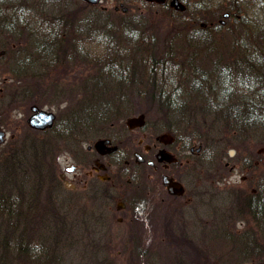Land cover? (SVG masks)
<instances>
[{"label":"rangeland","instance_id":"1","mask_svg":"<svg viewBox=\"0 0 264 264\" xmlns=\"http://www.w3.org/2000/svg\"><path fill=\"white\" fill-rule=\"evenodd\" d=\"M23 1L29 2L28 4L35 2V0ZM43 1L46 2L43 4L41 3ZM169 1L164 0L162 4L157 0H101L93 4L85 0H36L41 4L32 3L36 6L35 9H39L38 5H42L44 15L48 16L51 12L55 22L58 21L57 15L67 19L72 13L82 19L90 13L99 17L96 23L100 30L102 26L108 27L110 23L113 24L114 31H110L113 32L112 35L108 31L102 32L105 36L109 34V37H106L107 42L106 38L101 37L103 34H99L101 31L91 32L93 34L90 35L88 33V37L82 38L85 52L90 53V57L97 61L94 64L89 60L80 61L82 59L76 56H67L65 60L60 57L53 60L54 56L49 55L51 52L47 54L45 50V56L42 57L50 60V69L46 67L45 70H39L38 64L32 57L30 61L34 63H30L27 66L28 69L20 72L19 77L21 78H17L9 69V71H0V109L4 102L7 103L10 100L18 102L25 97L27 100L26 93L29 90L32 91L33 97L36 96L35 87L38 84L41 90H38L39 100L32 98L27 101L36 104L37 102L43 103L47 109L58 110L59 118H63V111L67 110V135L61 132V134L52 135L54 137L51 139L53 152L51 151V158H49V174L44 180L40 176L38 178L39 181L43 180L42 189L44 192H49L48 198H58L56 206L66 215L67 231L64 238L66 243H63L66 247L58 248L54 252L63 251L67 254H64L61 260L58 259L57 264H94L96 262L102 264L104 256H108L105 243L118 249L114 256L116 251L111 248L114 257L108 261L109 264H236V261L262 260L256 246L264 242V236L262 233L259 236V229L249 231L250 223L255 224L253 216L247 213L244 216L242 212L239 216L235 213V210L241 207L237 205L233 194L238 191V188L247 186V182L241 180V175L247 169V164H252L254 159L262 163L260 167L264 172V152L256 154L259 147H264V109L262 108L264 94L260 93L264 89V68L262 66L264 64V0H180L186 5V12L183 13L171 8ZM50 6L53 7V11L49 9ZM229 10L235 12L240 10L236 15H242L241 19L245 22V29H248L247 34L236 31L235 23L229 20L231 16L228 19ZM224 13L227 15L224 16ZM106 14L109 17H106ZM136 14L145 17V21H141L140 25L143 28L142 31H121V23L126 20L132 22L130 25L132 28L139 25ZM29 15H32L31 11ZM217 23L226 24V26L217 27ZM202 24L204 26L200 27ZM185 27H191V29H185ZM229 29L230 34H228ZM67 34H69L68 37H73L70 33ZM75 36L79 37L77 34ZM186 37H190L191 45L195 46L190 51L191 56L195 54L194 57L189 56L183 49L189 46L184 42ZM200 37H206L210 42L208 41L209 43L204 46L205 41L203 42ZM72 41L73 38L69 39L68 43ZM167 42L170 45H167ZM26 43L28 47H32L29 40ZM145 43L148 44L145 45ZM32 45L36 44L32 42ZM58 45L63 46L62 50L53 52L61 55L65 53L64 57H66V40L59 39ZM136 48L139 52L135 51ZM250 51L255 55H249ZM152 52L158 53L159 57L165 53L167 57L164 58V62L174 61L177 64L174 68L182 70L183 74H191L194 67L202 71L207 68L210 70L209 83L206 84L199 80V83L200 81L203 83L202 86L200 85L201 89L193 88L185 96L182 95L183 101H181L180 109L165 106L163 97L158 95V88L161 84V87L166 90L168 84L166 79H153L154 76L158 78L161 75L159 69L149 67ZM223 52L225 57L221 59ZM186 53L187 55H184ZM142 54L147 57V66L139 62ZM219 54L222 55L219 56ZM239 54L241 59L245 58L243 54L247 56L249 63L247 68L239 63ZM205 56L208 57L207 62H203ZM162 57L165 55L163 54ZM257 57H259L258 60ZM259 60L260 64H258ZM164 62L162 65L165 64ZM162 65H158L159 68L164 70L169 68L167 64L164 65L165 68ZM244 73L248 74L247 80L243 78ZM240 77L245 83L239 85ZM2 79H6L5 84H2ZM222 79L229 81L225 85L227 91L225 90L224 94L219 93V87L223 85ZM232 82L234 90H237L236 95L230 87ZM84 84L88 86L87 89L91 94L96 95L99 92L103 96H108L109 99L102 101L112 102L113 110H109L106 104L101 105L102 102H99V108L98 106L93 108L92 113L74 115L78 109L76 110V105L73 103H81L84 100L85 93H82L80 88ZM203 86L210 87V90H205ZM239 86L243 88L238 89ZM240 93H246L245 96L249 99L240 100ZM249 100L254 104L261 101L259 108L263 111L262 120L260 123L246 120L239 124L236 119L232 118L234 107L236 110L238 107L234 103L241 102L239 104L240 113L246 115L250 112L247 111L244 103H248ZM216 101H222V104ZM232 105L234 107H231ZM11 109L13 110L9 106L2 111L7 112L11 115L10 119H13L15 112ZM104 110H107L106 115H101L100 111ZM141 113H143L147 126L154 125L158 130L163 131L165 128H172L180 135L190 137L195 147L201 145L203 149L201 153L211 143L217 145V149L221 146L223 151L232 147L234 148L233 155L222 153L223 159L238 161V168L233 171L230 178L216 183V187L219 188L216 195H208L212 192L209 175L211 170L200 160L195 184L198 192L204 195L191 198L201 199V202L196 205L197 210L194 206L192 207L190 202L192 200L186 198L188 195H183L181 201L184 200L185 203L182 204V214H167L166 222H154L148 226L149 236L146 243L151 247V252L147 258L145 255H141L140 258L129 256L128 249L122 247V241H117L112 245L113 241L105 239L106 232L103 238H99L103 229L108 228L115 235L121 232L119 230L122 225L117 224L116 216L113 218L118 199L113 195H79L67 190L65 181H62L58 175L62 172L67 176L66 167L74 162V159L65 151L67 147L83 148L100 137L98 133L102 130L111 133L123 130L126 133V127L140 128L144 126V122L142 125L129 127L126 120L128 117ZM71 121L72 123L75 121L76 124L73 125ZM12 123L9 120L8 126H13ZM49 136L51 135L24 129L22 133H15L11 136L8 132L5 138L3 137L4 144L0 146V188H7L3 183L6 179L2 163L11 161L14 164V158L20 150H25L27 153L28 147L24 143L26 140L30 141L33 138L32 141L36 142L42 137ZM80 137L83 140L78 143ZM20 142L24 149L20 146ZM199 158L202 159L201 155ZM105 159L108 160L109 157ZM41 165L43 167V164ZM100 183L107 184L108 182ZM12 187H15L14 184ZM90 187L87 186L85 189L88 193L91 192ZM188 187L193 191L194 188L190 184ZM80 188L81 186H77V190ZM39 193L37 195H43L41 191ZM214 209L229 213L226 223L231 228L236 226L240 231L228 241H222L216 236L212 242L207 232L210 228L209 223L215 216ZM259 222L264 228V220L260 218ZM125 231H127L126 228ZM178 233L183 234L187 241H176L175 235ZM100 241L103 242L100 244ZM224 250L227 252L225 253ZM139 251L143 252V249Z\"/></svg>","mask_w":264,"mask_h":264},{"label":"flooded vegetation","instance_id":"2","mask_svg":"<svg viewBox=\"0 0 264 264\" xmlns=\"http://www.w3.org/2000/svg\"><path fill=\"white\" fill-rule=\"evenodd\" d=\"M28 3L23 0H0V71H9L14 68L21 72L28 69L29 67L24 64V57L31 52L39 70H45L46 67L50 69L48 64L50 60L42 56H45L46 51L47 54L51 52L49 55L54 56L53 37L55 36H57L55 37L57 43L59 39L66 40L67 49V19L57 15L58 21L55 22L51 12L48 16L44 15L42 5H38L39 9L36 10L35 5ZM39 3L36 2V4ZM49 9L53 11V7L50 6ZM30 11L32 15H29ZM31 39L36 44L33 48L28 47L26 43ZM5 82L6 79H2V84ZM13 104L16 106H12ZM33 105L53 112L54 116L50 125L44 127L28 125V118L34 113L31 108ZM9 106L15 112L13 119H10L11 115L7 112L2 111ZM58 113V110L53 111L45 108V105L27 101L26 97L18 102L10 100L7 103L4 102L0 109V130L4 138L8 132L12 136L15 133H22L24 129L44 135H56L54 133L60 132L67 135V110L63 111V118H59ZM7 118L11 123L14 120L13 126H8ZM144 123V126L136 129L126 127V133L123 130L113 133L102 130L98 133L100 137L83 148L67 147L65 151L74 159V162L66 167L67 176L66 173L65 175L62 172L58 173L62 181L67 180V190L79 195H113L119 201L115 206L113 218L116 216L122 223L126 219L131 220L139 211L143 215L144 211L157 212L164 216L182 214V204L185 203L184 200V202L181 201L183 195H188L186 198L192 200L191 205L196 209L201 199L191 198L204 195L198 192L195 184L200 160L211 170L209 175L212 192L208 195H216L219 189L216 183L230 178L233 171L238 168V161H227L222 156V153L233 155L232 147L223 151L221 146L217 149V145L211 143L201 153L202 146L195 147L190 137L180 135L172 128H165L163 131L158 130L154 125L147 126L146 120ZM100 139L106 141L95 146V142ZM82 140L83 138L80 137L77 142L80 143ZM3 144L4 140L0 142V146ZM256 151L258 152L256 154L263 153L264 147H259ZM200 155L202 159L199 158ZM260 166L262 163L256 159L252 164H247V169L243 170L244 173L241 175V180L247 182V186L238 188V191L233 194L237 205L241 207L236 209L235 213L239 216L241 212L244 216L247 213L255 219V224L250 223L249 231L263 228L259 222L264 216V172ZM102 181L108 183L102 184L100 183ZM189 184L194 188L193 191L188 187ZM77 186L81 188L77 190ZM87 186H91L89 193L85 190ZM109 191L111 192L108 193ZM214 210L216 217L214 216L209 223L210 228L207 232L215 231V229H233L240 232L236 226L231 228L226 223L229 213L226 214V211L219 209ZM262 246H264L263 243Z\"/></svg>","mask_w":264,"mask_h":264},{"label":"trees","instance_id":"3","mask_svg":"<svg viewBox=\"0 0 264 264\" xmlns=\"http://www.w3.org/2000/svg\"><path fill=\"white\" fill-rule=\"evenodd\" d=\"M162 3L163 2H159ZM169 5V4H168ZM167 6V5H166ZM170 6V5H169ZM171 7V6H170ZM174 8L176 12L183 13L186 12V5L185 8L182 10H179L175 7ZM230 15L228 17L229 20L233 21L235 23V28L237 32H240L242 34H247V30L245 29V22L244 20L241 19V16H237V12L240 10H237L236 12L229 10ZM124 14V13H123ZM137 16V27L132 28V22H129L128 20L122 22V28L120 29L123 32H128V31H133V30H141L143 29L141 25V21L144 22V16L140 17L139 14H136ZM106 17L107 16L106 14ZM99 17L97 15L93 14H86L85 16L82 17V19L77 18L74 16L72 13L67 17V33H70L73 37H68L69 34H67V56L68 57H78L79 59L83 60H89L93 64L96 63L97 61L94 60L93 58L90 57V53L85 52L86 49L83 46V42L81 41L84 36L88 37V33L93 34L91 32H100L99 34L103 31H114L112 25L113 24H108V27L102 26L100 30L99 26H97V19ZM226 24H219L217 23V27H225ZM200 27H203L200 25ZM191 29V27H189ZM185 27V29H189ZM189 29V30H190ZM63 31V29H61ZM235 31V29H233ZM57 31V30H56ZM142 31V30H141ZM230 29L228 30V34H230ZM187 33V32H186ZM78 35L79 37H76L75 35ZM103 36L101 35L102 38H108V36H105V33H102ZM57 37V36H55ZM53 37L55 41V49L54 51L60 52L63 48V46L58 45L57 46V40L56 38ZM165 37V36H164ZM72 43H68L69 39H72ZM106 38V42L108 39ZM113 39V38H112ZM204 43V46L208 44L210 41L206 39V37H200ZM34 42L33 39L29 40L31 43V46L33 48L32 42ZM152 41V39H151ZM155 41V40H154ZM209 41V42H208ZM147 42V40H146ZM184 42L189 45L184 47V51H187L188 55L191 56L190 51L194 49L195 46L191 45V39L190 37H186L184 39ZM115 43V42H112ZM148 43H145L147 45ZM167 45L168 42L166 43ZM212 44V43H211ZM112 44H110L111 46ZM114 45V44H113ZM28 46V45H27ZM150 49V48H149ZM155 49V48H152ZM69 50V52H68ZM138 49L136 48L135 51ZM54 52V58H64L63 60L67 59V56H65V53L62 55H58L60 53ZM139 52V51H137ZM256 52V50H255ZM184 54V55H187ZM32 52L29 53L27 56L24 57V64L26 66H29L30 63H34L32 60ZM165 55V57H162V55ZM160 57L158 53L152 52L150 57V66L151 68L154 69H159V76L156 78V76L153 77V79H166L168 87L167 89H163L161 87V84L159 85L160 87L158 88V95L163 97L164 99V105L168 106L169 108H176L180 109V106H182L183 101V96L193 88H200V85L202 86L203 83L201 81H204L206 84L209 82V71L207 68L202 70H197L196 67H194V71L191 72V74H187L182 72V70H177L174 68V65H177L174 61L168 60L164 62V58H166V54L163 53ZM249 55H255L252 51L248 53ZM258 54V53H257ZM143 56L140 57L139 62L143 63L145 66H147V57L145 54H142ZM195 55V54H194ZM192 55L191 57H194ZM222 54H219L221 56ZM225 53L223 52V58L224 59ZM145 56V57H144ZM245 58L241 59V55L239 54L240 62L244 67H248L249 63L247 62L246 55L243 54ZM54 58H52L54 60ZM86 58V59H84ZM195 59V58H194ZM220 59V57H219ZM220 59V60H221ZM257 60L259 57L256 58ZM219 60V62H220ZM58 61H60L58 59ZM208 57L205 56L203 59V62H207ZM163 62L167 64L169 68L167 70H164L163 68H159L158 65H162ZM50 64V62H49ZM164 64V65H165ZM260 64V60L258 62ZM162 65L164 68L165 66ZM221 66V65H219ZM264 68V64H262ZM30 71L32 69H29ZM205 71V73H203ZM11 72L13 75H15L17 78H21L20 76V71L16 69H12ZM230 73V72H229ZM227 73V74H229ZM251 75V74H249ZM248 74L244 73V80L248 79ZM235 77V75H234ZM152 79V80H153ZM224 79V78H223ZM222 79V86L219 87V93L224 94V91H227V88L225 87L226 84L229 83L228 80H223ZM199 80L200 83H199ZM238 80V79H237ZM252 80V79H251ZM124 81V80H123ZM128 81V80H125ZM241 81L239 83H245L243 82V79L240 77ZM252 82V81H250ZM161 83V82H159ZM252 84V83H251ZM189 85V86H188ZM194 85V87H193ZM232 87V92L236 95V89L234 90L233 87V82L230 84ZM81 92L85 93L83 97V101L81 103H73V105H76V111L74 113L77 115L81 114H86V113H92V109L96 108V106H100L103 104L107 105V108L109 110H113V103L108 101L103 102L102 100L108 98V96H103L101 93H97L96 95L91 94V92L88 91V86L81 85ZM189 87V88H187ZM204 87V86H203ZM243 87H238V89H241ZM247 88V87H246ZM205 90H210V87L205 86ZM36 90V96H32V91H28L26 93L27 100H30L32 98L39 100L37 98L38 90H40V87L38 84H36L35 87ZM248 90V89H247ZM41 91V90H40ZM49 91V90H48ZM196 91V89H195ZM259 91V90H258ZM257 91V92H258ZM202 93V92H201ZM262 94H264V89L261 90ZM43 95V91L41 92ZM246 93L241 94L240 93V100H246L249 99L248 97L245 96ZM222 97V96H221ZM239 100V101H240ZM251 100L248 101L246 104L247 111L250 113H247L246 115L240 113L239 109V103L236 101L234 104H237V110L232 105L231 107H234V112H233V119L237 120V123L240 124V122H246V120H249V122H261V117L263 114V111L260 110V105L259 101L256 103L258 107L256 108V104L250 103ZM99 102H102L98 105ZM217 102V101H216ZM219 104H222V101L217 102ZM264 103V102H263ZM38 105H43V103H38ZM236 105V106H237ZM97 108V109H98ZM251 108V111L249 109ZM262 108L264 109V104L262 105ZM238 111V112H237ZM101 115H106L107 110H104L103 112L100 111ZM262 112V113H260ZM97 113V112H95ZM106 119V118H105ZM77 118L75 119V121ZM75 121H71L73 125ZM243 124V123H242ZM197 136V135H196ZM54 137L51 135L47 138H41L39 141H32L33 138L28 141L26 140L24 143L27 145L28 150L27 153L25 150H20V153L17 154V157L14 158V164L11 163V161H5V163H2L3 166V173H5V181L3 182L7 188L3 189L0 188V264H57L59 261L58 259H62L64 257V254H67L66 252L63 251H56L58 248L66 247L63 243H66V240L64 239L66 237L65 232L67 231V220L65 218V214L62 213L56 206L57 201L59 200L58 198H48L49 192L43 191L42 187L44 184H42L45 176H48L49 170H48V164H49V158H51V153L53 152V144L51 142V139ZM79 139V138H78ZM77 141V140H76ZM75 141V142H76ZM20 146L24 149V146L22 145V142H20ZM52 151V152H51ZM44 160H41L43 159ZM11 160V159H8ZM43 164V167L42 165ZM52 175H53V170H52ZM43 178L42 181H39L38 178ZM41 183V184H39ZM14 184L15 187L11 186ZM18 190V191H17ZM43 193V195H37L40 194L39 192ZM35 194V195H34ZM166 218L164 215L158 214L157 212H151L147 213V211H144V215L139 211L137 212L132 219H126L124 222H119L116 219L117 224L122 225V228L119 230L120 233L117 235L114 234V232L108 230V228L105 230L103 229L99 235V238H103L104 232H106L107 237L105 239H108L109 241H113L112 245L114 243H117V241H122V247L125 249H128L129 251V256H134L135 258H140L141 255H145L147 258L150 255L151 252V247L146 243V239L149 236V227L151 226L152 223H160V221H164ZM264 220V216H263ZM115 221V220H114ZM166 222V221H165ZM125 228L127 231H125ZM42 229V230H41ZM105 230V231H104ZM237 231H234L233 229H226V230H221V229H215V231H210L208 234L211 237V241L214 242L215 237H219L222 239V241H228L231 239ZM263 234L264 236V228L260 229L258 231V234ZM176 241L178 240L179 242L181 241H187L186 237L183 234L178 233V235H175ZM264 241V240H263ZM103 241H100V244ZM252 242V241H251ZM264 244V242H263ZM108 253V256H104V261H102V264H109V260L113 259L115 254L117 253L118 249H115L112 246L107 245L105 243ZM116 251L113 252L112 250ZM258 249L259 254L261 255L262 260H264V254H263V246L262 244L260 246H256ZM143 249V252H140L139 250ZM226 253L227 251L224 250ZM260 257V256H258ZM259 259V258H258ZM238 261H236L237 263ZM94 264H100L99 262H96Z\"/></svg>","mask_w":264,"mask_h":264},{"label":"water","instance_id":"4","mask_svg":"<svg viewBox=\"0 0 264 264\" xmlns=\"http://www.w3.org/2000/svg\"><path fill=\"white\" fill-rule=\"evenodd\" d=\"M85 1L95 4V3L99 2L100 0H85ZM169 3L171 5H173L174 7H176L177 9H183L184 8L183 3H181L179 0H170ZM226 15H227V13H224V16H226ZM31 108L34 110V113H32L28 118V121L31 124V126L44 127L46 125L51 124L53 116H54V114L51 111L39 109L35 105H33ZM143 122H144L143 113H141L137 116L128 117L126 120V123L129 127H132L135 125H142ZM2 136H3V132L0 130V141L3 139ZM105 141L106 140L100 139V140L95 142V146H99ZM64 183L67 186V180H65ZM237 264H264V262H262V261H259L257 263L239 262Z\"/></svg>","mask_w":264,"mask_h":264}]
</instances>
